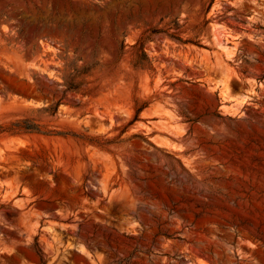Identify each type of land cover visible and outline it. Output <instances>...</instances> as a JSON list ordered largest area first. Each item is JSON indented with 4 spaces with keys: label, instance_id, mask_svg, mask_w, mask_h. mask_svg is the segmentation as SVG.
<instances>
[{
    "label": "rangeland",
    "instance_id": "1",
    "mask_svg": "<svg viewBox=\"0 0 264 264\" xmlns=\"http://www.w3.org/2000/svg\"><path fill=\"white\" fill-rule=\"evenodd\" d=\"M0 264H264V0H0Z\"/></svg>",
    "mask_w": 264,
    "mask_h": 264
},
{
    "label": "trees",
    "instance_id": "2",
    "mask_svg": "<svg viewBox=\"0 0 264 264\" xmlns=\"http://www.w3.org/2000/svg\"><path fill=\"white\" fill-rule=\"evenodd\" d=\"M23 32V30L22 29H19V33H22ZM66 52H67V49L65 48L64 49ZM70 89H73V87H69Z\"/></svg>",
    "mask_w": 264,
    "mask_h": 264
},
{
    "label": "bare ground",
    "instance_id": "3",
    "mask_svg": "<svg viewBox=\"0 0 264 264\" xmlns=\"http://www.w3.org/2000/svg\"><path fill=\"white\" fill-rule=\"evenodd\" d=\"M218 44L221 46V45H223V42L222 41H218Z\"/></svg>",
    "mask_w": 264,
    "mask_h": 264
}]
</instances>
